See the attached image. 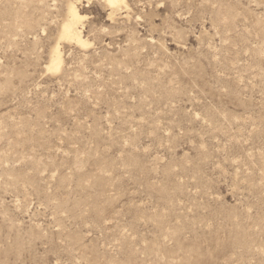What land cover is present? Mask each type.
Returning a JSON list of instances; mask_svg holds the SVG:
<instances>
[{"label":"rangeland","instance_id":"1","mask_svg":"<svg viewBox=\"0 0 264 264\" xmlns=\"http://www.w3.org/2000/svg\"><path fill=\"white\" fill-rule=\"evenodd\" d=\"M124 2L0 0V264H264V0Z\"/></svg>","mask_w":264,"mask_h":264},{"label":"bare ground","instance_id":"2","mask_svg":"<svg viewBox=\"0 0 264 264\" xmlns=\"http://www.w3.org/2000/svg\"><path fill=\"white\" fill-rule=\"evenodd\" d=\"M105 1L112 10L121 9V7L124 6L125 4L124 0H105ZM68 15H69L68 20L62 24L61 29L59 31L60 32L59 39L68 42H75L76 44L82 47L85 46L87 42L83 40L81 36V32L78 27V24L83 19V16L81 15L75 3L69 5ZM61 64H62V59L59 55L58 48L55 47L53 49V54L50 57L47 70L56 72L60 69Z\"/></svg>","mask_w":264,"mask_h":264}]
</instances>
